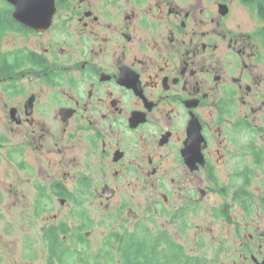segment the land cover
<instances>
[{
    "label": "flooded vegetation",
    "instance_id": "1",
    "mask_svg": "<svg viewBox=\"0 0 264 264\" xmlns=\"http://www.w3.org/2000/svg\"><path fill=\"white\" fill-rule=\"evenodd\" d=\"M32 2L0 0V164L47 264H264V0Z\"/></svg>",
    "mask_w": 264,
    "mask_h": 264
},
{
    "label": "rangeland",
    "instance_id": "2",
    "mask_svg": "<svg viewBox=\"0 0 264 264\" xmlns=\"http://www.w3.org/2000/svg\"><path fill=\"white\" fill-rule=\"evenodd\" d=\"M2 164H0V188H1V207H0V236L4 242L15 243L17 264H47L45 254V245H42L39 241L40 231L37 227L46 218L42 213H34L29 207L31 202V187L25 180L26 174L18 176L15 181L10 175L13 168L9 160L3 156ZM11 184H16L17 188L16 196L9 193L8 189ZM59 214V212H53ZM49 214V213H48ZM66 216V213H62ZM61 215V214H60ZM97 226L91 233L95 239L97 250L104 251L105 239L109 237V233L114 231L116 233L123 232V227L120 222V216L112 215L111 212H107L102 208H97ZM150 213H146L145 217H150ZM70 216H67L66 220ZM62 218V216H61ZM114 225H111V221ZM68 222H71L68 220ZM12 223V224H11ZM34 224V225H33ZM152 224V223H151ZM11 226L13 228H11ZM124 226L131 230L132 225L124 224ZM122 234V233H121ZM34 242L31 243L30 240ZM7 243V248H10V244ZM4 246V245H3ZM35 248V249H34ZM44 249V251L42 250ZM7 258L1 257V264H8L11 260V255H6ZM104 264L106 262H103ZM57 264V263H55ZM102 264V263H100Z\"/></svg>",
    "mask_w": 264,
    "mask_h": 264
},
{
    "label": "water",
    "instance_id": "3",
    "mask_svg": "<svg viewBox=\"0 0 264 264\" xmlns=\"http://www.w3.org/2000/svg\"><path fill=\"white\" fill-rule=\"evenodd\" d=\"M8 1L17 6L15 12L19 15L18 21L24 24H28L29 22L32 21L31 18L27 17V14L37 12L36 10H34V8L36 7L35 2L33 3L32 0H8ZM47 3H49L51 9L50 12L52 13L54 0H48ZM43 19L44 18H41V20Z\"/></svg>",
    "mask_w": 264,
    "mask_h": 264
}]
</instances>
